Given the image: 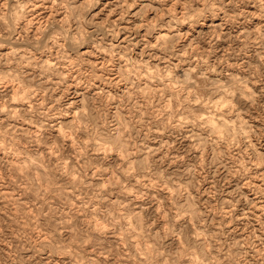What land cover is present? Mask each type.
Returning <instances> with one entry per match:
<instances>
[{
  "label": "clouds",
  "instance_id": "9594fccd",
  "mask_svg": "<svg viewBox=\"0 0 264 264\" xmlns=\"http://www.w3.org/2000/svg\"><path fill=\"white\" fill-rule=\"evenodd\" d=\"M0 264H264V0H0Z\"/></svg>",
  "mask_w": 264,
  "mask_h": 264
}]
</instances>
